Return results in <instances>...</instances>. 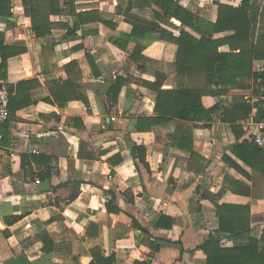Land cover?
<instances>
[{
    "label": "crops",
    "instance_id": "obj_1",
    "mask_svg": "<svg viewBox=\"0 0 264 264\" xmlns=\"http://www.w3.org/2000/svg\"><path fill=\"white\" fill-rule=\"evenodd\" d=\"M159 1L12 0L13 17L0 20V33L26 51L9 58L0 85L34 81V103L0 127L7 134L0 148V262L25 255L30 264H92L91 249L100 247L116 264H207L202 246L219 228L216 203L250 206L251 234L264 235V175L252 152L240 147L252 144L256 103L264 99L240 85H256L252 75L264 73V59L249 58L219 94L208 80L209 56L200 63L179 54L183 29L199 35L165 16ZM176 1L213 23L219 3L242 2ZM253 1L261 14L264 0ZM26 10L48 15L51 33L37 37ZM127 11L166 29L172 40L135 28ZM262 25L260 17L254 43ZM232 34L216 33L213 40ZM231 51L228 43L218 47L220 54ZM159 90H199L207 109L223 100V108L245 102L252 111L232 123L220 108L209 128L164 115L148 128L149 118H163L156 111ZM135 144L146 149L145 162ZM37 179L50 181L49 190L41 191ZM109 191L117 194L119 213L107 211ZM163 216L171 222L157 225ZM13 217L19 220L11 223ZM43 233L55 243L49 253ZM222 243L236 241L225 234Z\"/></svg>",
    "mask_w": 264,
    "mask_h": 264
},
{
    "label": "trees",
    "instance_id": "obj_2",
    "mask_svg": "<svg viewBox=\"0 0 264 264\" xmlns=\"http://www.w3.org/2000/svg\"><path fill=\"white\" fill-rule=\"evenodd\" d=\"M49 2L52 4L54 0H49ZM24 3L26 5V0H24ZM157 5L165 16L180 20L184 28L187 27L199 35L200 38H197L186 29H183L179 39L176 40L180 48L179 54L186 62L192 59L200 63L203 62L204 57L209 56V65L206 67L208 80L210 83L216 82L220 87L219 94L226 93V86L235 82L238 77L235 75L237 71H245L244 68L247 67L249 58H251V63L254 58L264 59L263 25L259 29L257 43H254L257 36L259 18L261 17L264 22V9L260 14V7L257 2L253 0H242L238 7L219 3V17L215 23L197 16L182 7L176 0H160ZM132 7V5L129 6L128 11ZM128 11L125 18L130 20L135 28L150 33L159 32L162 38L172 40V34L166 29L130 17L128 16ZM26 13H29V11L26 10ZM29 15L32 18V29L37 37H43L51 33V27L45 23L48 15L46 17L44 14H38L36 11H33L31 14L29 13ZM11 17H13L12 0H0V20ZM227 31H232L233 34L223 39L213 40V36L216 33ZM225 43L230 45L232 51L220 54L218 47ZM238 49L240 50V54H236ZM25 51L26 48L9 45L6 41V34L0 33V75L2 79H7L9 58L22 54ZM252 77L257 82L255 83L256 85L254 87L240 85L241 89L248 90V95L251 97H264V73H256ZM157 85L160 87L161 82ZM8 89L12 94L10 98L11 117L12 113H16L19 109L34 103L31 97V91L34 89V81H22L16 85L9 86ZM203 94L204 92L199 90H159L156 111L163 118H149L147 120L149 122L148 128L165 121L167 119L166 117H169L164 115H171V117H178L196 123L202 122L204 123L202 127L209 128L210 122L213 119L211 116L212 113L220 110V108L222 110L224 109L223 120L232 123H235L240 118L247 119L251 114L252 105L245 102L238 108H223L224 101L220 100L217 106L207 109L202 104L201 99ZM53 95L54 97H58V95H61V92H55ZM175 99L180 103V107L176 110ZM256 106L259 110H264V99L256 103ZM5 143H7L6 132L4 135ZM244 146L250 150V153L252 152L254 158L257 160V164H254L255 169H258L264 175V149L255 146L253 143H246L240 147ZM132 150L142 162L146 161V149L144 146L135 144ZM48 177L49 175L46 174L42 179ZM108 193L111 194L112 198L106 205L107 211L109 213H119L121 208L118 205L116 192L109 191ZM133 201L134 197L131 199V202ZM215 206L217 209L216 215L219 228L202 246L207 256V264H264V235L261 239H258L251 234L250 206L226 203H216ZM55 218L52 217L49 222ZM18 220L19 217H13L10 219V222L14 223ZM166 220L169 219L163 216L157 225L161 226ZM171 225L168 227H171ZM91 226L96 225L92 224ZM225 234L236 241L234 246L228 247L223 245L222 239ZM40 238L44 244L43 251L46 253L53 251L52 249L55 248V243L51 236L48 233H43ZM91 255L93 258L92 264H116L115 255L105 256L100 247H93L91 249Z\"/></svg>",
    "mask_w": 264,
    "mask_h": 264
},
{
    "label": "built area",
    "instance_id": "obj_3",
    "mask_svg": "<svg viewBox=\"0 0 264 264\" xmlns=\"http://www.w3.org/2000/svg\"><path fill=\"white\" fill-rule=\"evenodd\" d=\"M12 94L6 85H0V127L7 124L11 118L10 98ZM252 143L264 149V118L260 123H255V129L251 137ZM4 146V134L0 130V148ZM12 156H14L12 154ZM37 184H41V180H36ZM0 264H7L0 262Z\"/></svg>",
    "mask_w": 264,
    "mask_h": 264
},
{
    "label": "water",
    "instance_id": "obj_4",
    "mask_svg": "<svg viewBox=\"0 0 264 264\" xmlns=\"http://www.w3.org/2000/svg\"><path fill=\"white\" fill-rule=\"evenodd\" d=\"M264 118V110H259L257 115L254 117V123H260ZM50 188V181H44L40 186L39 189L41 191H47ZM8 264H30L27 260L25 255H18L16 257L11 258L8 261Z\"/></svg>",
    "mask_w": 264,
    "mask_h": 264
}]
</instances>
